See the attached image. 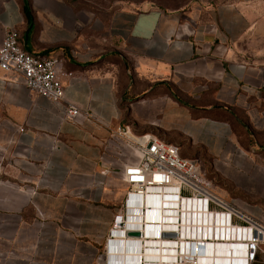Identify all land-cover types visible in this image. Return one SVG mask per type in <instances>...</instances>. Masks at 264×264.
<instances>
[{
	"label": "crops",
	"instance_id": "0c3cea01",
	"mask_svg": "<svg viewBox=\"0 0 264 264\" xmlns=\"http://www.w3.org/2000/svg\"><path fill=\"white\" fill-rule=\"evenodd\" d=\"M66 7L0 0V42L14 28L25 51L56 56L63 99L86 113L67 120L61 102L0 70V264H105L109 244L110 264L172 255L161 237L146 236L141 252L109 237L126 191L108 165L118 125L177 145L213 193L264 225V0L206 11L123 7L98 29L89 13ZM165 213L146 214L162 226ZM186 239L193 253L203 240ZM204 242L210 255L201 256L226 250L224 239ZM248 264H264V243Z\"/></svg>",
	"mask_w": 264,
	"mask_h": 264
},
{
	"label": "built area",
	"instance_id": "2783aa9c",
	"mask_svg": "<svg viewBox=\"0 0 264 264\" xmlns=\"http://www.w3.org/2000/svg\"><path fill=\"white\" fill-rule=\"evenodd\" d=\"M57 65L58 58L52 54L25 51L14 28L4 33L0 42V70L19 74L27 91L52 102H61L63 118L74 120L86 113L63 99ZM109 142L114 148L115 162L110 161L108 165L116 167L117 176L126 185L122 217L114 218L109 237H122L118 241L124 239L125 247L131 249L133 246L136 252H141L140 243L146 236L150 240L153 236L161 237L162 250L168 248L167 252L172 253L160 257L164 264H200L201 261H207V257L200 254L210 255L209 245L204 239L211 238L224 239V248H232L230 252L211 251L215 255L214 263L248 264L251 261L257 244L264 243V225L242 212L232 201L213 193L194 159L182 157L177 145L167 143L151 133H136L127 125L114 128L109 134ZM104 171L107 172L106 169ZM160 189L171 191L173 198L176 201L179 199L181 204L196 205L201 216L197 214L194 221L193 212L185 215L186 227L183 230L180 225L183 214L169 219L172 223L167 226H159L157 221L146 225L141 223V218L134 217L135 214L130 215L133 205H137L147 191ZM147 226H154L155 232ZM131 232L137 233L135 240L123 238ZM188 237L203 239L197 240L195 253L188 250ZM108 242L111 243L112 239L109 238ZM112 246L108 245L110 251H113ZM111 259L114 261L112 255ZM137 262L141 263V260H135L134 264Z\"/></svg>",
	"mask_w": 264,
	"mask_h": 264
},
{
	"label": "rangeland",
	"instance_id": "374dc122",
	"mask_svg": "<svg viewBox=\"0 0 264 264\" xmlns=\"http://www.w3.org/2000/svg\"><path fill=\"white\" fill-rule=\"evenodd\" d=\"M239 1L241 0H43V2L65 3L73 12L85 11L89 13L90 19L94 20L92 25L97 29L100 28L103 22L109 19L111 14L123 7L132 8L135 6L141 7L154 4L158 7L167 9L206 11L221 5L233 4ZM69 8L66 7V11L71 13ZM198 170L202 174L199 165ZM214 181L216 182V179ZM214 181H212L213 183L211 185L213 190L216 189ZM232 202L237 204L235 201Z\"/></svg>",
	"mask_w": 264,
	"mask_h": 264
},
{
	"label": "bare ground",
	"instance_id": "6f19581e",
	"mask_svg": "<svg viewBox=\"0 0 264 264\" xmlns=\"http://www.w3.org/2000/svg\"><path fill=\"white\" fill-rule=\"evenodd\" d=\"M131 210L132 211L130 212V215L139 214L140 216H134V217L141 218V223H144L146 225H147V221H149L150 223H152V221H153L151 219L148 220V218H147L148 214H146L147 212H149V214H150V212H152V213L153 212H171V214H166V213L161 214V215H171V217H168V218L162 220V222H164V223H170V224H164V226L171 225L172 220L170 221L169 219L174 218L175 215L178 217H181L180 214H183V216H182L183 222L180 223V225H182V227H183L182 228L183 230L186 227V226L184 227V225L186 224V223H184L186 221L185 215H187V214L190 215L191 212H193L194 221L196 220L197 214H200V216H201V213H198V211H197L196 205L193 206L191 203H189L188 205L186 203L181 204L179 199L176 201L173 198L171 191L161 190V189L160 190L147 191L145 193V196H143L141 198V201L138 202L137 205H133ZM176 212H182V213H176ZM199 212H201V211H199ZM152 213L150 215H152ZM158 217H160V216H158ZM164 220H166V221H164ZM190 220L191 219L189 216V221ZM183 235H184V233H183ZM207 259H209L207 261H211V262L215 261L214 256L208 257Z\"/></svg>",
	"mask_w": 264,
	"mask_h": 264
},
{
	"label": "trees",
	"instance_id": "16d2710c",
	"mask_svg": "<svg viewBox=\"0 0 264 264\" xmlns=\"http://www.w3.org/2000/svg\"><path fill=\"white\" fill-rule=\"evenodd\" d=\"M23 13H24V16H25V18L27 20V25L30 26V24H31V16H30L29 10H28L26 5L23 6Z\"/></svg>",
	"mask_w": 264,
	"mask_h": 264
},
{
	"label": "clouds",
	"instance_id": "9594fccd",
	"mask_svg": "<svg viewBox=\"0 0 264 264\" xmlns=\"http://www.w3.org/2000/svg\"><path fill=\"white\" fill-rule=\"evenodd\" d=\"M107 251H108V253H109V248H108V246H106V259H105V264H110V255L107 253Z\"/></svg>",
	"mask_w": 264,
	"mask_h": 264
},
{
	"label": "water",
	"instance_id": "95a60500",
	"mask_svg": "<svg viewBox=\"0 0 264 264\" xmlns=\"http://www.w3.org/2000/svg\"><path fill=\"white\" fill-rule=\"evenodd\" d=\"M192 246V244H190Z\"/></svg>",
	"mask_w": 264,
	"mask_h": 264
}]
</instances>
